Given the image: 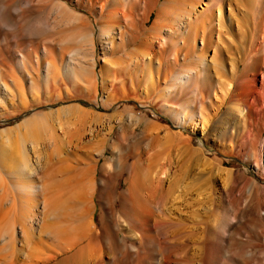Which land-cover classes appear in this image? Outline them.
I'll list each match as a JSON object with an SVG mask.
<instances>
[{
  "label": "rangeland",
  "instance_id": "rangeland-1",
  "mask_svg": "<svg viewBox=\"0 0 264 264\" xmlns=\"http://www.w3.org/2000/svg\"><path fill=\"white\" fill-rule=\"evenodd\" d=\"M93 1L95 2V4L91 6V8L87 9L85 7V5L87 4L89 5L87 0H0V52H2L3 55L5 54L6 58L8 59L7 60L8 63H10V65L4 64L5 65L4 67H6V69H9L8 71H10L12 74V65H13V68H14L13 70H15L14 72H17V74L15 73V77H14V74L13 76L10 73L7 74L6 82L9 85L11 93L10 91L8 92L7 89H5V85L2 82L3 80L0 79V84H1L0 85V151L4 152L6 156L11 159V160L10 159L5 160L4 158L0 156V165H1L0 166V176H2V178L0 177V187L2 189V190L0 189L1 190L0 194L5 195L3 206H2L4 208L3 212H5V210H8L10 213L9 219L14 220V221L12 220L13 221L12 231L13 233L15 232L14 237L16 240L15 242L16 246L23 247L25 251L27 252L31 250L36 253L38 250L42 251V249H44L41 245L42 243L41 244L38 243L40 241V238H42L46 240V241L44 240L45 241L44 243L47 244L46 242H48L49 248L51 247L47 251H52L54 249H57L58 246L61 244V242L64 243L65 238L68 239L65 233L69 231V229L70 231L72 229H75L78 222L79 221L83 222V219L84 218L86 219L87 217L89 221L86 220L85 221L86 223L83 222L85 223L84 227L86 230L89 226L93 227V229L95 230L97 234L96 239H95L96 241L94 240L93 245L95 246L96 244L95 242H97V245H99L98 249L96 248L97 246L95 247V249L93 250L95 254L93 253L92 255H96V256L101 255L100 258H103L101 260L98 257L99 258L98 260L97 257L95 256V258L93 257L94 258L93 261L97 259L98 263L106 264L107 256L112 254L110 250H108L109 252L106 250V249H109L108 247L109 241L112 239V237L116 238V235L119 236V232L116 233L114 231L115 229H114L113 222L114 220H118L121 218L120 212L125 213V214L131 213L130 205L128 203L129 199H128L127 190H128L130 179L134 178L136 174L139 173L138 166L141 165L142 162L144 164L147 163V160L149 161L150 159H154L156 158V156H158V154L162 153L161 155L165 157L164 160L166 161V171L167 173H169V178L167 179L166 183L169 184L168 180L170 179V177H174L175 174H177V177L179 176L183 177L187 175L186 171L190 172L192 175L196 173L195 169L193 171V167L195 166V163H196L194 159L195 156L194 155H193L194 157L192 156V150H191L193 149V146H194L195 150H199L201 154L204 153L202 154V157L206 158L208 161L211 160L212 163L213 161H215L214 164L216 165H218L220 162H221L220 164H222V161H225L227 164H222V166L225 168H231L232 170V172L230 171L229 177H228V174L225 173L226 172L225 170H222L221 174L219 173L217 175L216 180L214 181L216 183L213 182V184L216 186V191L208 187L209 186L208 182L204 184V188L206 187L208 188V189L206 188L207 190L204 193L205 196L216 195L214 197L217 198V202L220 201L218 203L216 202L217 209L221 208L220 209L221 211L217 209L214 210V209H211V208H214V206L211 205L212 207H210L209 209L207 210L205 209V211L203 210L204 213L205 212L208 213L210 211L209 214L205 213L204 218L211 220L210 218H213L215 216L214 215L216 213L215 211H218L217 213L218 215H219V212L220 214H222L225 210H227V207L230 201L232 207L230 208L231 211L229 210V212L237 216L233 230L238 232L237 240L235 241L234 247L231 248L232 250L231 253L233 255L236 254V257H238L239 259L246 258L247 260L250 261V264H253V263L262 264L264 262V251H263L264 250V246H263V242H264V236H263L264 235V207L263 206L264 204L263 205L258 204L257 200L259 197H264V172L260 169L258 170L257 167L253 166L252 162L257 161L258 160L257 158H260L258 157L259 155L261 156L260 146H261V140L264 134L263 136H261L258 132H256V130H252L251 134L248 137H246L245 130L243 129L244 127L239 126L238 125L239 123L234 121L235 119L239 120L244 115L238 111L234 112L232 110L231 112L229 108V106H235V105L237 106L238 101H240L238 98L234 99V97H237V96L233 95L235 93V80L227 76L229 78L228 79L226 77V79L228 80L227 81L224 77V81H223L224 84L221 89V92L218 93V96L216 94H213L214 103L209 105L208 110H206L207 113L205 112V118L207 116L209 117V118H206L208 121L205 118L201 117L200 113L197 116L199 118L198 120L200 121H198L196 118L198 122H196V120H189L188 118L185 120L187 116L185 118H178V119L175 118V116L172 114V111H174V107L172 106H175L176 102L181 101L184 95L180 94V92H173L171 95L165 94L164 90L161 89V88H164L165 82H167V80L164 79V77L162 79H159L157 76H155L154 81H152V79L148 77V75H146L144 72L142 73L139 71L137 72V69L135 68L131 70L123 69L117 72L116 74L118 78L117 97L114 98L112 101L107 102L106 96H105L106 94L108 95L107 92L109 91L110 93L111 91H113V93H115V90H116L115 87H113V89L109 88L107 89L108 90L107 91L104 87V82H105L104 76L106 75L108 76L107 71L109 69V64L113 65L112 61L114 58L119 59L121 63H118V64L116 63L114 64V66L116 65L120 69H122L124 65L123 61H124V56H126V51L128 50L131 51V49L132 51H134L135 47H137L138 44H135L134 41H127V44L125 47L122 46L121 49L120 47H117L114 50L115 53L112 52L110 48V43L107 42V38L105 37V35L103 36V33L100 32L101 27L103 26V23H104V16H101L100 7L97 6V4H99V1L98 0H93ZM7 2H10V4ZM2 3H3V6H2ZM202 3L204 2H201L198 5L200 9L204 6V4ZM231 4H233L234 7H232ZM231 4L230 6L233 8V11H232V8L230 7L231 13L232 12H233L232 14L235 13L234 15H232L234 16L233 18H234V27H235L236 21H237V18L235 19V17H238L240 12L236 6L237 5L236 1L233 0ZM71 9L73 11H70ZM79 15H82V16L80 17ZM85 18L87 21L85 20ZM95 18L97 20H95ZM6 19L8 21L7 23L5 22ZM83 19L85 21H83ZM81 21L82 23H80ZM85 22H88L89 24H86ZM149 23H151V21H149ZM81 24H83V26H81ZM215 27L213 31V36H214L213 38L216 41H220L219 43L222 46L225 47V44H224L225 42L223 43L224 37L226 39H229L228 37L231 36V38L233 37L234 39L237 40V37H236L237 35H235L232 32V30L228 34L226 32L220 31V26L219 24H217V22L215 23ZM218 29L220 32L218 31ZM76 31L78 34L76 33ZM115 34H116V39H117V37L119 36V27H117V29L115 30ZM217 34L220 36H218ZM92 42L94 45L92 44ZM211 47L207 51V55L209 57H211L214 53L213 51L214 47L213 46ZM224 47L223 49L226 50L225 49L226 47L225 48ZM51 51L53 52L55 58L52 55L51 56L54 58V61L56 60V64H58L60 67V70H59L60 74H58V77L55 80H54L53 74L46 76V64H47V60L48 59L50 60L51 58L50 56ZM71 51L72 52L74 51V53H76V54L73 53L75 57L74 58L72 57L71 58L72 60L70 59L71 54H72ZM22 54L24 55L30 54V58L27 60L25 65L23 64L21 65L19 62V58H21ZM120 57L121 58L123 57V58L120 59ZM108 62L110 63L108 64ZM14 65L17 69L14 67ZM155 72H156V69L154 70V73ZM30 74H33V75H30ZM32 76L35 78L34 83L31 82ZM54 81H57V82H54ZM229 81L231 85H229L228 83ZM15 82H18L17 85H19L20 88L19 86L16 85ZM20 84L22 85V87ZM224 85H227V86L225 87ZM227 87L230 89L226 90ZM232 88H234L233 91H231ZM216 99H219V100H216ZM219 101L222 103H220ZM219 105L221 106V110L218 111L217 113L216 110H217V107H219ZM241 107H243V105ZM194 108L197 111V113L201 112L200 101H198L197 104L194 105ZM99 113L103 117H101L99 120H95V118L93 117H95V115ZM131 114L133 115L135 114L133 118H131ZM235 114H237L238 116H236ZM209 115H212V116L210 117ZM38 116H44V117L46 116L49 119L48 120L49 123L51 122L52 124H49L48 130L47 128H44V129L42 128L41 130H39L40 128H38L33 133L30 130V128L27 127L28 125L27 123H25V121L30 118L34 119ZM218 117H221L223 119L228 118L231 121L229 120L226 123L220 124L218 127H213L212 125L213 121H215ZM129 120L130 122H128ZM139 120L141 121V123ZM111 123L114 124V126ZM135 123L136 125H134ZM121 124L122 126H120ZM92 125L95 127L97 125L99 127H102V131H104V133L102 132V133L96 134L95 136L91 134V131L89 129L93 127ZM83 126H86V131H85V134L83 135L84 141H86L85 139H88L90 136H93L92 138L93 140L101 139V138H108L109 142L113 141L112 143L114 145L116 155L117 156L120 155L121 157L120 159L123 160L122 161L123 169L122 167L118 170L113 168L110 172V178L112 179V181H115L114 182L115 189H113L115 198L106 196L107 198L106 199L102 195H100L101 194L100 192L102 191L106 193L109 186L107 184L108 180L106 181L107 177L104 175V173H102L100 169L101 164L105 161V157L104 155H100L98 152L94 151L92 153L93 158H94L93 162H96V160L99 159V162H98L99 167H98L97 172H92L91 175L88 174L90 178V180H88V184H89L88 187H90L91 189L95 186L94 187L95 193H94L92 200H90L91 202H89L88 200L87 201L85 200L84 203H81L82 204L81 209L84 210L83 212H85L84 214L85 217L82 214V217H81L82 219H78L77 216L74 215V214H77L76 212L77 210L81 212L82 210L79 209L78 206H76V204H74L73 200L69 201V199H73V197L71 198L72 196L71 190L67 191L68 189H70L69 187L67 190L64 189L65 191L61 190V192L63 193L62 197L67 196V193L69 195L65 197L66 200L64 199L63 201L64 205L62 208L63 209L66 208V210L62 209L61 211V208H60L59 210L55 212V214H53L54 213L53 211H51L50 213V216L52 215L51 219L52 218L55 219L59 215L56 219L57 222H55L57 232L60 231V233L62 234L63 232L61 231H66L68 229L65 233H63V236H66V237L65 238L60 237L59 235H56L57 236L56 237L55 235H52V234L48 235V233L46 234V232H41L42 233L41 234V233H38V231L36 232L35 235L29 236L27 234L28 235L27 236L26 233L22 235L23 231L21 227L25 224V220L23 219L21 210H23L24 207H27V206L29 207V204L33 205L36 203L35 205L37 207L35 208H38L40 210V214L38 218L40 219L39 222L42 221L41 219L43 218V215L44 216L46 215L44 214L45 213L44 210H42V207H43L42 199L45 198L44 187L42 185H44L45 183L44 179L46 178V176L41 171V164L46 161L45 165H51L52 167H57V165H60L61 163H64V162L66 163V160L60 161L61 157L66 158L65 157V155L67 154V152H65L67 151L66 145L70 146V148L73 149V150H70L68 153V155L70 154L69 155L70 157H72L73 159L82 158L83 160L84 159L83 155H85V146L82 147L83 146L81 145L82 142H79V141H83V140L78 139V131L80 130V127H83ZM110 126L112 127V129ZM235 126L237 127L235 128ZM49 129L53 132H55L56 130L55 134L57 137L60 135L61 139L60 137H58L59 140L61 142L64 141L63 145L66 144L63 147L64 151L62 150V148L60 151L55 150V147H54L55 141L53 138L49 136L51 132ZM29 130L31 131V133ZM76 131H77V135L75 136V139H76L75 140L74 134L76 133ZM161 136L162 137L164 136L165 138L163 137L164 138L163 139ZM34 141L39 142L40 147L43 146L41 148L43 151L37 153L38 151H34L32 149L31 146ZM22 143H26L27 148H29L30 150L29 156H28L29 158L27 157L28 159L23 158V157L21 158L20 156L21 155L20 150L23 146ZM74 143L76 145H74ZM256 143H259V144L256 145ZM79 144L82 148L79 146ZM77 145L80 148H77ZM254 150H257V154L258 153L260 154L258 156L256 154L253 155L254 156L253 159L249 161L247 159V154L248 152H253ZM53 151L56 152V154L58 155L56 154L54 155ZM74 151L76 152V154L74 153ZM52 152H53V155H51ZM107 154L112 155L113 153H111L110 150L107 149ZM143 154H144V157H147V158H144V159L141 158V161H140V158L138 159L137 157H140V156L143 157ZM15 157L17 161L16 164H18V161H20L19 163L21 162L23 163L24 161L28 160L29 162H31V164H33V166L37 168L38 172H36L35 175L29 176L26 174L23 175L19 171L12 170L14 169V166H15V164L13 163ZM216 159H219V160L217 161ZM133 160L135 161L132 162ZM74 162L75 161H73L72 163ZM5 163H8L10 169L9 167L4 169L3 166L5 165ZM54 163L56 164L54 165ZM134 163L136 164V166L133 169L132 165ZM74 168L75 167H73L72 169L73 171H74ZM120 170L122 171L120 172ZM6 171H7V174H6ZM15 172L17 173V175ZM196 175L198 174L196 173ZM32 180L35 181L36 184H40L35 189V191H34V188L32 189V187H31L32 190L30 189L22 190L18 187V185L21 184V182L29 183ZM102 180H105V182H103ZM185 180H186L185 183H187L191 180V178L186 177ZM244 180H248V181H244ZM251 180H253V183L251 182ZM105 186H106V189H105ZM226 187L227 189H229L228 191H226ZM221 188H225L226 193L225 191L224 192L220 191ZM4 190H5V193H4ZM253 190H254V193H253ZM180 192L182 193V195H184L183 189H181ZM239 192L242 194H240ZM253 194H255V196H253ZM249 197L251 198V200L249 199V202L250 203L251 201L253 202L252 205L250 204L249 206H246V205L244 206L245 198H249ZM111 198L114 201V208L112 209V211L110 209V204H109V199ZM188 199L189 200L192 199L191 196L190 198L188 197ZM234 199L237 200V202ZM22 200L23 201L25 200L23 202L25 204V205L23 204L24 206L21 205ZM66 201L67 203L69 202L68 203L69 205L72 202V205H70L71 207L68 204H66ZM222 202H225V203H222ZM93 204L95 207H93ZM66 206H68V208ZM181 206L183 209L186 208L184 209L186 212L182 211L181 217L182 216L184 218L188 217L189 215H185V213L189 214L191 212L192 205L187 206L185 204H182ZM68 209H70V211ZM253 209L256 211H254ZM67 210L70 212V213L68 212V214H72V215L65 216V218L70 217L72 220L68 219L66 220L67 222L64 220L65 224H62L63 220L61 219L64 217L62 213H64L65 211L64 215L67 214ZM90 210H92L93 213ZM212 211H214V214H212ZM246 211H249V212H246ZM88 212H90V214L86 216ZM246 213H247V216H246ZM18 218L20 220H18ZM58 218L62 221V223H60L61 221L58 222L59 220ZM104 219L106 223L104 222ZM77 220L79 221L76 223ZM71 221H73L72 222L73 226L76 225L75 228H69L72 225L70 223ZM87 221L89 223H87ZM17 222H19L20 224ZM39 222L36 223V225H38ZM10 223H12L11 220H10ZM55 224H53V228H55L54 227ZM61 224L64 226L60 227ZM86 224L87 225L89 224V225L87 226ZM20 225L21 227H19ZM26 227H29L28 224H26ZM174 227L170 226L171 229ZM165 228L166 226L163 229L164 231L166 230ZM110 229H112L113 231H111ZM76 230H78V228H76ZM163 230L157 233L158 235H160V236L157 235L158 236L157 240L163 245L164 243L165 245H168L171 243L169 241L174 240V237L172 239V237L170 238L167 236V240H165L166 239L165 235L167 233L165 232L164 234V232H162ZM69 232L67 233L68 236L73 237L74 235L73 232L75 231L73 230L71 234ZM202 233L200 234V236L204 237V233L203 235ZM0 235L2 236L1 233ZM1 236H0V243L3 242L2 241L3 238ZM53 236L55 237L54 238L55 240L53 239ZM29 237H31L29 239L30 241L27 240ZM163 237L165 241L163 240ZM102 238H104V240ZM198 240L199 242L198 241L197 242L201 244L202 243L200 242L201 239H198ZM56 241H58V243ZM166 241L168 242L166 243ZM243 241H247V242H243ZM21 243L23 245H21ZM37 243L39 246L37 245ZM241 243H244V244L246 243V245L248 246L247 247H244V245L241 246L242 245ZM36 246H37V249H34V247L36 248ZM196 249H198V247ZM219 249L220 247L218 246L217 250L219 251ZM252 249H253V252L252 253L250 252L249 254V252L247 251L252 250ZM88 252L89 251H87L86 253L91 260L92 256L91 255L89 256ZM132 252L133 253L129 257L128 256L126 257L125 255V257L123 256L121 258V255H117L119 256L117 257L118 262L121 259V261L118 264L120 263L126 264L128 262V258H129V262L127 264H130V263L137 264L139 263V261L141 262L139 264H145V263L151 264V262L147 263L142 258H139L141 257L139 256L141 255V253L137 254L135 253V251H132ZM175 253H176L175 251H173V253L170 252L169 260L172 259V261H166L165 264L166 263L169 264V262H171L170 264H180L183 258L180 260L178 255L181 254V257H182V254L184 252L176 253V254ZM63 254L65 255L66 253H60L58 255V259L63 257ZM223 257H224L223 258L224 260L228 259L226 256H223ZM239 259H237V263H239ZM103 260L104 262H100ZM255 260L257 263L255 262ZM93 261L91 260L92 262L91 264H94ZM186 261L185 259H183V262L181 264H184V262L185 264H194V263L198 264L197 260L191 261L192 263L189 261L188 263ZM228 261H229V264L236 263L234 260L230 258L228 259Z\"/></svg>",
  "mask_w": 264,
  "mask_h": 264
},
{
  "label": "bare ground",
  "instance_id": "bare-ground-1",
  "mask_svg": "<svg viewBox=\"0 0 264 264\" xmlns=\"http://www.w3.org/2000/svg\"><path fill=\"white\" fill-rule=\"evenodd\" d=\"M87 1L89 3V5L88 4L85 5V7L87 9L91 8V6H93L95 4V2L93 0H87ZM98 1H99V4H97V6L100 7V14H101V16H104L103 26L101 27V30L100 29L99 30H100V32L103 33V36L105 35V37L107 38V42L110 43V48H111L112 52H114V50L117 47H120V49L122 46L125 47L127 44V41H134L135 44H138V46L135 47V49L133 48L134 51H132V49H131V51L130 50L126 51L124 49L126 51V56H124V61L122 60L124 63L122 69H120L116 65L114 66V64H116V63L117 64L121 63L119 61V59L114 58L112 61L113 65L109 64L110 62H108V64H109V69L107 71L108 76L107 75L104 76L105 77L104 87L106 90L109 88L113 89V87H115L116 90H115V93H113V91H111L109 93V91L107 90L108 95L107 94L105 95L107 102L112 101L114 98L117 97V93H118V91H117L118 90L117 89L118 78L116 76L117 72H119L120 70H123V69H127V70L130 69L131 70V69L135 68V69H137V72L138 71L141 73L144 72L146 75H148V77H150L152 79V81H154L155 76H157L159 79H162L164 77V79H166L167 82H165V86H164L165 89L164 88H161V89L164 90L165 94L171 95L173 92H180V94L184 95V97L182 98L181 101L176 102V105L172 106V107H174V111H172V114L175 116V118H177V119L178 118H185L187 116L185 118V120L187 118L189 120H196V118H197V120H198L199 118L197 116L199 113H200L201 117L205 118V112L207 113L206 110H208V106L211 105L212 103H214L213 94H216L218 96V93L221 92V89H222L223 84H224V82H223L224 77L226 79V77L229 76V77H231V79L233 78L235 80V93L233 95L237 96V97H234V99L238 98L240 100V101H238L237 106L236 105L235 106H229L230 111L231 112H232V110L234 112L238 111V112H241L242 114H244L242 118H240L239 120L235 119L234 121L239 123L238 124L239 126L244 127V128L243 127H241V128H243L245 130V136L246 137H248L251 134L252 130H256V132H258L261 136H263V134H264L263 133V131H264V0H234V1H236V3H237L236 6L240 12L239 16L235 17V19L237 18V21L235 20L236 21L235 27H234V18H233L234 16H232L235 13L234 14H232L233 12L231 13V8L234 7L233 4H231L233 0H206V1H204V0H98ZM201 2H204V3H202V4H204V6L200 9L198 7V5ZM7 3L10 4V2H7ZM229 3L231 4L232 7L230 6ZM14 4H16V3H14ZM2 6H3V3H2ZM14 6H16V5H14ZM12 8H13V6H12ZM70 11H73V10L71 9ZM232 11H233V8H232ZM72 14H73V12H72ZM79 16L81 17L82 15H79ZM85 20H86V18H85ZM85 20L83 19V21H85ZM95 20H97V19L95 18ZM3 21H5V20H3ZM149 21H151V23H149ZM5 22L6 23L8 22L7 19ZM216 22L220 26V31L226 32L228 34L232 30V32L235 35H237L236 36L237 40L234 39L233 37L231 38V36H229V37L227 36L229 39L231 38L230 40L226 39L225 37H224L225 38V40H224V38H223V43L225 42L224 44H225L226 48L219 43L220 41H216L213 38L214 37L213 31H214V27H215ZM80 23H82V21ZM85 23L89 24L88 22H85ZM83 24H81V26H83ZM84 27H85V25H84ZM117 27H119V36L117 37L118 40L116 39L117 33L115 34V30L117 29ZM216 27H218V26H216ZM216 27H215V29H216ZM82 31H84V30H82ZM218 31H219V29H218ZM76 33H77V31H76ZM21 34H23V33H21ZM218 36H220V35H218ZM221 36H222V34H221ZM199 38H200V40H199ZM218 40H220V39H218ZM92 44H93V42H92ZM211 46L214 47V49H213L214 53L211 57H209L207 55V51L209 50V48ZM223 47L226 50H224ZM51 53H50V56L52 55L55 58L52 51H51ZM73 53H74V51L72 52L70 59L72 57L73 58L75 57L74 54H76V53H74V54ZM93 55H94V53H93ZM52 56H51L50 60L49 59L47 60L46 76L53 74V77L55 80L58 77V74H60V71H59L60 67L58 64H56V60L54 61V58ZM29 58H30V54H27V55L22 54L21 58H19L20 64L25 65ZM122 58L120 57V59H122ZM7 60L8 59L6 58L5 54L3 55V53L0 52V79L3 80L2 82L5 85V89H7L9 92L10 88L6 82V79H7V74L8 73L11 74V72L8 71L9 69H6V67H4L5 66L4 64L10 65V63H8ZM93 64H95V63H93ZM67 66H68V64H67ZM14 67H15V65H14ZM13 69L14 68L12 65V74L11 75L13 76V74H14V77H15V73L17 74V72H14L15 70H13ZM155 69H156V72L154 73ZM30 75H33V74H30ZM31 79H32L31 82L34 83L35 78L32 76ZM58 80H59V78H58ZM15 81H17V80H15ZM57 81H54V82H57ZM15 83L17 85L18 82H15ZM228 83H229V85H231L230 81ZM17 86H19V85H17ZM224 86L226 87L227 85H224ZM21 87H22V85H21ZM19 88H20V86H19ZM224 88H223V90H224ZM159 89H160V87H159ZM228 89H230V88L227 87L226 90H228ZM233 90H234V88H232L231 91H233ZM3 91H4V89H3ZM10 93H11V91H10ZM13 94H15V93H13ZM219 97H220V95H219ZM56 98H57V96H56ZM230 99H231V97H230ZM234 99H233V101H234ZM216 100H219V99H216ZM198 101H200L201 112L197 113V111L194 108V105H196ZM233 101H232V103H233ZM220 103H222V102H220ZM231 105H233V104H231ZM242 105H243V107H241ZM220 110H221V106L219 105V107H217L216 112L218 113V111H220ZM186 112H187V114H186ZM209 112H211V111H209ZM134 115L131 114V118H133ZM235 115L238 116L237 114H235ZM209 116L211 117L212 115H209ZM101 117H103V116L100 115V113H99V114L95 115V117H93V118H95V120H99ZM206 118H209V117L207 116ZM227 119H223L221 117H218L215 121H213L212 125H213V127H218L220 124L226 123L230 120V119H228V120ZM48 120L49 119L46 116L45 117L44 116H38L34 119L30 118V119L26 120L25 123H27V125H28L27 127H29L30 130L34 133V131H36L38 128H40L39 130H41L42 128L43 129L47 128V130H48L49 124H52L51 122L49 123ZM197 120H196V122L200 121V120H198V121ZM114 121H116V120H114ZM209 121H210V119H209ZM128 122H130V120ZM185 122H187V121H185ZM140 123H141V121H140ZM112 125L114 126V124H112ZM134 125H136V123ZM120 126H122V124ZM236 127L237 126H235V128ZM111 129H112V127H111ZM223 129H225V128H223ZM89 130L91 131V134H93L94 136L96 134H99L102 132L104 133V131H102V127H99L98 125L96 127L93 126ZM31 131H30V133H31ZM85 131H86V126L80 127V130L78 131V139L83 140V135L85 134ZM157 131H159V130H157ZM55 132H56V130H55ZM55 132L51 131L49 134V136L51 138H53L55 141V146H54L55 150L60 151L61 148L63 150V147L66 144L63 145L64 141L61 142L58 138V137H60V135L57 137ZM105 134H107V133H105ZM76 135H77V131L74 134V139H75ZM92 138H93V136H90L88 139H85L86 141H84V140L79 141L78 140L79 142H82V144L80 143L81 145H83L82 147L85 146V155L82 154L84 156L83 160H82V158L73 159L72 157H70L69 156L70 154L68 155V153L70 150H73V149L70 148V146L66 145V150H67V151H65V152H67V154L65 155L66 158L61 157V159H60V161L66 160V163L65 162L61 163L60 165H57V167H52L51 165H45L46 161L41 164V171L46 176V178H45L46 180L43 178L45 183L42 186L44 187L45 198L42 199L43 200V202H42L43 207L41 206L42 210H44V212H45L44 214H46V215L45 216L43 215V218L41 219L42 221L39 222L40 219H38V218H39L40 210L38 208H35V207H37L35 205L36 203L33 205L29 204V207L28 206L24 207L23 210H21L22 215H23V219L25 220V224L22 227H21V225L19 226L22 228V231H23L22 235H24V233H26V235L28 234L29 236L35 235L36 232L38 231V233L46 232V234L48 233V235H50V234L55 235V236L59 235L60 237H64V238L67 236L68 239L65 238L64 243L61 242V244L58 246L57 249H54L52 251H47L51 247L49 248V243L46 242L48 245L45 244L44 242L46 240L42 239V238H40V241L38 242L40 244L42 243L41 245L44 248V249H42V251L38 250L35 253V252L30 250L27 252V251H25V249L23 247H21V246L17 247L15 244L16 240L14 237L15 232L13 233V231H12L14 220L9 219L10 213L8 210H5V212H3L4 208L2 206H3V201H4L5 195L0 194V208H1L0 209V233L2 234V236L1 235L0 236L3 238L2 239L3 242L0 243V264H87V263L91 264L92 263L91 260L93 261L95 256H96V255H92L94 253L93 250L95 249L96 246H97L96 248L98 249L99 245H97V242H95L96 243L95 246L93 245L94 244L93 242L96 239V235H97L95 230L93 229V227L89 226L87 228V230L84 227L85 223H86L85 221L88 220V218L86 217V219L84 218L85 220L83 219V222H85V223H83L79 220L76 221V223L79 221L77 226L75 225L76 228H78V230H76L75 226H73V224H72L73 221H71L70 223L72 224L71 226H73V227H71L70 225H69L70 227L69 226L68 227L69 228H75V229H72L71 231L69 229L70 232L67 231L68 229L67 230L65 229L67 232L61 231L63 233L66 232L65 233L66 236H63V233L61 234L60 231L57 232V228H56V224H55V222H57L56 219L59 215L58 216L55 215V216H57L55 219H53V218L51 219L52 215L50 216L51 211L54 212L53 214H55V212L57 210H59L60 208L62 211V209H63L62 207L64 205L63 201H64L65 197H67L69 195L67 193V196H65V197L63 196L64 197L63 198L62 197L63 193L61 192V190H64V189L67 190L69 187H70V189H68L67 191L71 190L72 196L71 195L70 196H71V198L73 197V199H69V201L73 200L74 204H76V206H78L79 209L82 208L81 203H84L85 200L86 201L88 200L89 202H91L90 200H92L94 193H95V188H94L95 186L91 189H90V187H88L89 186L88 180H90L88 174L91 175L92 172H97L98 167H99V163H98L99 159H97L96 162H93L94 158H93L92 153L94 151L98 152L100 155H104V157H105V161L101 164L100 169H101L102 173H104V175L107 177L106 181L108 180L107 184L109 186L107 192L105 193L102 191V192H100L101 193L100 195H102L104 198H106V196L115 198L114 193H113L114 192L113 189H115V184H114L115 181H112V179L110 178V172L113 168L116 170L120 169L123 166V163H122L123 160L120 159L121 158L120 155H118V156L116 155V151L114 149V145L112 143L113 142L112 140H111L112 142H109L108 138H101V139H95V140H93ZM170 138H171V136H170ZM60 139H61V137H60ZM66 140H67V138H66ZM47 141H48V139H47ZM51 141H52V139H51ZM75 143H74V145H76ZM22 144H23V146L20 150V152H21L20 156H21V158L23 157V158L28 159L30 150H29V148H27L26 143H22ZM80 144H79V146H80ZM167 144H169V143H167ZM257 144H259V143H256V145ZM31 147L34 151H38L37 153L43 151L41 149L43 146L40 147L39 142L34 141ZM80 147H78V145H77V148H80ZM161 147H163V146H161ZM260 148H261V152H260L261 156L259 155L260 153L257 154V150H254L253 151L254 154H253V152H248L247 159L250 161L251 159H253V157H254L253 155H255V154L257 156L259 155L258 157H260V158H257L258 159L257 161L252 162V165L257 167L258 170L260 169L264 172V136L262 137ZM107 149H109L110 152L113 154L112 155L107 154ZM191 150H192V156L193 155L195 156V157L194 156L193 157H194L195 162H196L195 166L193 167V171L195 169L196 173L198 175H196L195 172H194L195 174L192 175L190 172H187V171H186L187 175L186 176L182 175L183 177H180V176L177 177V174H175L174 177H170V179L168 180L169 184L166 183L167 179L169 178V173H167V171H166V161L164 160L165 157H163L161 155L162 153L158 154V156H156V158H154V159H150L149 161L147 160V163L144 164L142 162L141 165L138 166L139 167L138 168L139 173L136 174V176L134 178L130 179L129 185H128V190H127L128 199H129L128 203L130 205L131 213L125 214V213L120 212L121 218L118 220L113 219L114 220L113 224H114V229H115L114 231L116 233L119 232V236L116 235V238L112 237V239L109 241V245H108L109 249H106V250L107 251L110 250V252H112V254L107 256L106 264H118L121 261V259L118 262L117 257H119V256H117V255H121V258L123 256L125 257V255H126V257L127 256L129 257L133 253L132 251H135V253H137V254L141 253V255H139L141 257H139V258H142L147 263L151 262V264H165L166 261H172V259L169 260V258H170V252L173 253V251H175L176 253L184 252L182 254V257H181V254H179L178 257L180 260L182 258L185 259V261L187 260L186 262H188V261L191 262V261L197 260L198 264H229L228 259L230 258L236 262L235 264H239V263L240 264H250V261L247 260L245 257H244L245 259H243V258L239 259L238 257H236V254L233 255L231 253V251H232L231 248L234 247L235 241L237 240V235H238V232L233 230L237 216L233 215V214H231V212H229L230 208L232 207L231 202L229 201V204L227 207L228 211L225 210L222 214H220V212H219V215L217 214L218 211H215L216 212L215 214H214V211H212V214H214L215 216L213 218H210L211 220L204 218L205 213H207V212L204 213L205 209L206 210L209 209L210 207H212L211 205L214 206V208H211V209H214V210L217 209V206H216L217 198L214 197L216 195L205 196L204 193L206 192V190L208 188L207 187H206L207 189L204 188V184H206L208 182V185H209L208 187H210L216 191V186L213 184V182L216 180L217 175L219 173L221 174L222 170H225L226 171L225 173H227L228 177H229L230 171L232 172L231 168H225L222 166V164H227L225 161H222V164H220L221 162L219 161L220 163L218 165L214 164L215 161H213V163L211 162V160L208 161L206 158L202 157V154H204V153L201 154V152L199 150H195L194 146H193V149H191ZM252 150H253V148H252ZM53 152L51 155H53ZM74 153L76 154L75 151H74ZM55 154H56V152H54V155ZM56 155H58V154H56ZM0 156L2 158H4L5 160L10 159L9 157L6 156V154L4 152H1V151H0ZM16 157H17V155H16ZM16 157L14 158V161H13L15 166H14V169H12V170L19 171L23 175L26 174L29 176L35 175L36 172H38L37 168L35 166H33V164H31V162H29L28 160H27L28 162L24 161L23 163L22 162L19 163L20 161H18V164H16L17 163ZM18 158H19V156H18ZM137 158L138 159L140 158V161H141V158L144 159L147 157H144V154H143V157L140 156ZM152 158H153V156H152ZM50 160H51V158H50ZM135 160H133L132 162H134ZM216 160L218 161L219 159H216ZM56 161H57V159H56ZM58 161H59V159H58ZM73 161H75V162L72 163ZM4 162H6V161H4ZM172 162H173V160H172ZM50 163H48V164H50ZM55 164L56 163H54V165ZM208 165H210V166H208ZM135 166H136V164L134 163L132 165V168L134 169ZM3 167H4V169L9 167L8 163H5V165ZM73 167L76 168V169L74 168V171L72 170ZM9 169H10V167H9ZM122 169H123V167H122ZM121 171L122 170H120V172ZM133 173H135V172H133ZM133 173H131V174H133ZM235 173H236V171H235ZM6 174H7V171H6ZM16 175H17V173H16ZM0 177L2 178V176H0ZM92 177H94V176H92ZM92 177H91V179H92ZM186 177L191 178V180L187 183H185ZM41 179H42V177H41ZM93 180H94V178H93ZM231 180H232V178H231ZM102 181L105 182V180H102ZM244 181H248V180H244ZM89 182H91V181H89ZM228 182H230V181H228ZM251 182L253 183V180H251ZM254 182H255V180H254ZM214 183H216V182H214ZM241 184H243V183H241ZM244 184H245V182H244ZM39 185L40 184H36L35 181L32 180L29 183H26V182L22 183L21 182V184H19L18 187L22 190H24V189L32 190L34 188V191H35V189ZM260 185H262V184H260ZM257 186H258V184H257ZM31 187H32V189H31ZM91 187H92V185H91ZM0 189H1V187H0ZM105 189H106V186H105ZM181 189L184 190V195H182V193L180 192ZM228 190L229 189H227V187H226V191H228ZM254 190H253V193H254ZM220 191L224 192L225 188H221ZM226 191H225V193H226ZM241 191H242V189H241ZM251 191H252V189H251ZM4 193H5V190H4ZM203 194H204V196H203ZM240 194H242V193H240ZM190 196L192 199L189 200L188 197L190 198ZM253 196H255V194H253ZM221 197H223V196H221ZM249 199L251 200L250 197L245 198L244 206L245 205L249 206L250 204L252 205L253 202L251 201V203H250ZM237 200H238V198H237ZM237 200H235V201L237 202ZM254 200H255V198H254ZM20 201H21V199H20ZM24 201L22 200L21 205L24 204L23 203ZM67 201H66V204L69 203V202L67 203ZM218 202H220V201H218ZM222 203H225V202H222ZM257 203L263 205L264 204V197H259L257 200ZM109 204H110V209L112 211V209L114 208V201L112 198L109 199ZM182 204H185L187 206L192 205L191 212L189 211L190 212L189 214L185 213V215H189L188 217H185V218L183 216L181 217L182 211H185L184 209H186V208H184V209L182 208V206H181ZM8 205H6V206H8ZM70 205H72V202ZM66 207L68 208V206H66ZM93 207H95L94 204H93ZM263 207H262V209H263ZM122 208H123V206H122ZM220 209L221 208H219L217 210L221 211ZM63 210H66V208H64ZM68 210L70 211V209H68ZM68 210H67V214L64 215L65 211H64V213H62L64 216L63 217L64 219L63 218L61 219V220H63V223L59 218H58L59 219L58 222L61 221L60 223L65 224L64 220L66 221L68 219H71L70 217L65 218V216L72 215V214H68V212H69ZM83 211L84 210H82V212L77 210L76 211L77 214H74V215H76L78 219H82L81 218L82 214H83V216L85 214V212H83ZM90 211H92V210H90ZM254 211H256V210H254ZM123 212H125V211H123ZM209 212L207 214H209ZM246 212H249V211H246ZM92 213H93V211H92ZM89 214H90V212H88V214H86V216H88ZM113 214H114V212H113ZM241 215H242V213H241ZM246 216H247V213H246ZM10 220L12 223H10ZM18 220H20V219L18 218ZM88 221H87V223H89ZM38 222H39V224L40 223L41 224L36 225V223H38ZM104 222H105V219H104ZM17 223H19V222H17ZM60 223H58V224H60ZM26 224H28L29 227H26ZM53 224H55L54 227L56 229L53 228ZM62 224L60 225V227L64 226ZM110 224H112V223H110ZM51 225H52V227H51ZM109 226H111V225H109ZM165 226H166V228H165L166 230L164 231L163 229ZM170 226H173V227L175 226V227L171 229ZM58 227H59V225H58ZM73 230L75 231V232H73L74 233L73 237L68 236L67 233L69 232L71 234V232ZM110 230L113 231L112 229H110ZM161 230H163L162 232H164V234H165V232L167 233L165 235V238H166L165 240H167V236L170 238L172 237V239L174 237V240H171V241L168 240L169 242H171L170 244L165 245V243H164V245H163L162 243H160L157 240L158 236H160L157 233ZM20 231H21V229H20ZM202 232L204 233V237L200 236V234ZM203 233H202V235H203ZM22 235H21V237H22ZM108 237H110V236H108ZM30 238L31 237H29L27 240H29ZM54 238L55 237L53 236V239ZM50 239H51V237H50ZM102 239L104 240V238H102ZM198 239H201V241H200V242H202L201 244L198 243L199 242ZM17 240H18V238H17ZM163 240H164V237H163ZM168 241H166V243ZM56 242L58 243V241H56ZM243 242H247V241H243ZM38 243H37V245H38ZM29 244H28V246H29ZM43 244H44V246H43ZM241 244H242L241 246L244 245V247L248 246V245H246V243L245 244L241 243ZM258 244H257V246H258ZM21 245H23V244L21 243ZM218 246L220 247L219 251L217 250ZM263 246H264V242H263ZM42 247H40V248H42ZM197 247H198V249H196ZM34 249H37V246H36V248L34 247ZM99 250H100V248H99ZM237 250H238V248H237ZM261 250H263V249H261ZM87 251H89L88 252L89 256L90 255L92 256L91 260L86 253ZM95 251H97V250H95ZM247 252H249V254H250V252L251 253L253 252V249L248 250ZM60 253H66V254L65 255L63 254V257L58 259V255ZM98 255H99V253H98ZM254 255H256V254H254ZM100 256L101 255L96 256L98 260H99ZM223 256H226L228 259L224 260ZM97 259L95 261H93L94 264H101V263L97 262L98 261ZM100 259L102 260L103 258H100ZM132 259H134V258H132ZM183 259L180 262V264L183 262ZM237 259H239V263H237ZM100 262H104V260L100 261ZM128 262H129V258H128ZM255 262H256V260H255ZM139 263H141V262L139 261ZM139 263H137V264H139ZM170 263L171 262H169V264ZM184 264H185V262H184ZM253 264H255V263H253ZM258 264H260V263H258ZM262 264H264V262Z\"/></svg>",
  "mask_w": 264,
  "mask_h": 264
}]
</instances>
